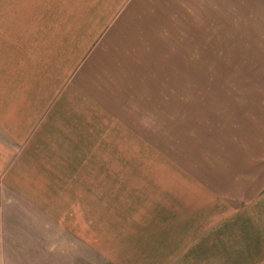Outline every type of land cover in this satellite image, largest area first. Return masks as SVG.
I'll return each mask as SVG.
<instances>
[{
  "label": "rangeland",
  "instance_id": "rangeland-1",
  "mask_svg": "<svg viewBox=\"0 0 264 264\" xmlns=\"http://www.w3.org/2000/svg\"><path fill=\"white\" fill-rule=\"evenodd\" d=\"M73 2L41 0L40 7L56 5L80 25L87 15L78 16L77 5L68 11ZM123 8L115 13L117 44L126 48L99 54L97 64L144 58L149 38L156 50L144 69L156 81L172 74L166 111L155 104L131 115L135 122L112 115L127 130L118 131L117 147H99L101 126L110 125L97 113L102 99L92 104L70 90L72 120L55 124L54 159H43L40 147L39 161L27 160L2 139L11 154L0 156V264H264V191L242 210L222 206L215 224L187 241L178 240L175 211L145 200L181 184L178 172L198 174L201 185L235 165L243 176L259 163L264 172V0H128ZM108 105L101 108L112 121Z\"/></svg>",
  "mask_w": 264,
  "mask_h": 264
},
{
  "label": "crops",
  "instance_id": "crops-1",
  "mask_svg": "<svg viewBox=\"0 0 264 264\" xmlns=\"http://www.w3.org/2000/svg\"><path fill=\"white\" fill-rule=\"evenodd\" d=\"M40 1L0 0L1 157L11 154V150L5 149L4 144L7 142L10 146L16 144L19 148L22 147L23 149H19L17 146L18 149L14 152H20L18 155L25 154L27 160L33 158L39 161L40 147L45 155L43 159H54L57 153L54 147L55 136L52 135L56 129L55 124L66 117L72 120V116H68L71 112L68 109L70 90L87 101L91 100L92 104L93 100L102 99L97 103V113L101 114L102 121L106 124L110 122V125L102 124L101 137L97 136L99 147H117L118 131L127 130L126 127H119L116 117L113 118L112 115L120 114L121 119L135 122L131 115L136 112L144 113L145 110L154 111L155 104L166 111V79L172 77V74L165 70L164 77L158 80L161 83H158V74L144 69L145 66H151V62H148L151 59L148 57L152 50H156L154 47H147L150 39L146 38L148 43L144 49H148L149 54L146 51L144 58L135 54L130 58H122L121 55L113 58L116 49L120 50L119 55L126 48L117 44L120 41V29L117 26L120 20L116 19L115 13L127 12L122 6L128 0H121L122 6L116 5L114 8H96L99 1L107 0H70L73 3L67 6L68 11L77 5L83 10L78 16L81 13L87 15L80 25L77 18L72 21L69 19L70 25L63 10H57L56 5L51 4L41 10ZM97 10L109 15L103 19V13H96ZM125 31L124 29L122 33L127 34ZM100 33H105V36L97 42ZM125 38L122 37V40L125 41ZM132 43L134 44V40ZM133 44L131 47L135 48ZM113 51V59H106H111L110 65L106 62H103L102 67L97 64L99 54L107 55ZM136 59L141 61L135 62ZM152 76L155 77L152 81L161 85L162 91L154 93L156 87L150 85ZM170 89L174 92L176 90ZM110 98L113 100H107ZM156 98L160 100L157 102ZM102 103H109L112 121H106L108 118L104 116ZM74 124L78 130L86 128L77 122ZM236 167L239 165L222 169L220 176L209 175L207 182L203 181L204 185L200 184L199 180L202 178L198 174L183 178L178 172L177 179L178 182L181 180V184L161 187V192H156L157 195L151 193L145 200L155 202L163 209L169 207L171 211H175L171 216L178 217V240L187 241L192 239V235L202 232L205 226L215 224L211 222L212 218L222 213V206L227 208L226 205H229V212L231 209L238 211L242 210L243 205L246 206L244 203L256 202L262 197L263 165L257 164L258 168L255 167L247 176L241 175ZM173 232L176 233V230Z\"/></svg>",
  "mask_w": 264,
  "mask_h": 264
}]
</instances>
